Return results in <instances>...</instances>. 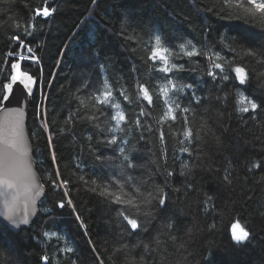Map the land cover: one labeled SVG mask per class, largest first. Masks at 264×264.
Wrapping results in <instances>:
<instances>
[{
  "label": "trees",
  "instance_id": "16d2710c",
  "mask_svg": "<svg viewBox=\"0 0 264 264\" xmlns=\"http://www.w3.org/2000/svg\"><path fill=\"white\" fill-rule=\"evenodd\" d=\"M45 6L55 11L37 16L36 9ZM156 34L177 51L191 41L205 53L174 60L183 70L168 74L193 86L173 95L181 107L191 102L195 109L185 114L187 124L178 111L176 122H157L167 109L157 95L166 84L165 74L157 71L162 65L147 59ZM13 35L21 37L23 47ZM249 48L264 49V23L225 0H0V97L11 82V64L23 56L24 71L38 81L28 131L46 186L31 227L14 231L0 220L7 240L0 246V264H45V255L47 264H129L133 258L140 264L141 257L143 264H264V110L241 116L234 103L241 91L264 104V77L258 75L264 63L244 55ZM210 51L225 58L215 62L224 63L229 81L208 75L220 72L207 58ZM237 66L248 73L245 85L232 78L230 69ZM105 80L127 118L115 132L108 129L115 127L110 116L116 109L92 98L100 95ZM140 84L149 89L152 105L137 98ZM142 108L146 115H140ZM93 116L99 119H89ZM187 128L193 131L191 142L183 136ZM113 135L117 143L109 144ZM184 147L189 152L181 151ZM125 155L135 167L126 166ZM257 162L262 166L253 168ZM229 173L230 185L223 179ZM53 180L68 183L54 186ZM117 180L125 191L139 187L145 196L157 197L139 215L125 212L141 225L135 231L119 215L125 206L99 194L105 187L117 191ZM157 187L167 197L164 206L158 204ZM208 196L213 200L206 204ZM236 219L249 229L250 242L237 245L231 239ZM45 232L63 239H49ZM65 240L72 253L62 251Z\"/></svg>",
  "mask_w": 264,
  "mask_h": 264
},
{
  "label": "snow or ice",
  "instance_id": "6c2138e0",
  "mask_svg": "<svg viewBox=\"0 0 264 264\" xmlns=\"http://www.w3.org/2000/svg\"><path fill=\"white\" fill-rule=\"evenodd\" d=\"M4 3L10 2V0H2ZM45 3H47V0H45ZM93 3H95V0H93ZM225 3L229 7H234L236 9H239L243 13L252 16V17H258V19L264 23V0H225ZM55 11V9H49L47 6L43 7L42 9L37 8L36 9V15L37 16H43V17H49L52 15V13ZM239 18V16L237 17ZM16 27H19L17 24ZM28 35H31V33H27ZM13 41L18 42V46L23 47L24 41L21 39L19 35H13L11 37ZM187 45H191V50H187ZM229 51H235V48L228 46ZM178 51L166 46L162 36L160 34H156L151 41V51L148 56V60H151L153 63L159 61L161 63V67L157 69V71L165 74V80L166 84L160 86L159 93L157 94L162 95L164 97V104L166 105V111L163 113V115L159 118L157 121L158 123H164L166 121H172L176 122L178 119L177 111L180 114V119L184 124H187L188 116L185 115L186 113H194L195 109L191 107V102L188 106L181 107V104L177 102V99H173V95L175 93H183L184 90L191 89L193 86L190 84H183L179 83L178 79L174 80L172 78L168 77L169 73L179 72L183 70L182 64H176L174 60L180 59L182 57H188L191 58L193 56H200L205 55L204 52L198 50L195 45H192L191 41H188L187 44L181 43L177 46ZM29 52L32 51V49L29 47L27 49ZM244 55L247 56H253V57H260L261 59L258 60V63H264V49H245L243 50ZM13 52H9L8 56H12ZM208 60L212 64V68L219 69V74L213 72L212 70L208 71V75L211 76L214 80L217 78V75H219V79L221 81H229L230 75L229 71H226L224 63H217L215 61L221 60L224 61L225 58L221 56L219 52H209L207 54ZM20 60H23L24 57L20 56ZM225 63H230L225 61ZM11 69H14L15 72L10 76V81L8 83H5L3 85L4 89V95L0 97V101H8L10 94L13 93V85L19 81L21 84H23V87L28 90V93L31 94L32 92V83L33 78L28 75L27 73L20 71V64L19 63H12ZM230 71H233L235 73V76L232 77L235 80H238L241 85H245L248 82V73L246 72L244 67L237 66L235 68H231ZM260 77H264V72L258 73ZM139 91L137 93V98H142L143 100H146L149 105H152L153 103V96L150 94V91L147 87H145L143 84L138 85ZM120 95L123 96V99L125 101H129L130 97L126 94V90H122L120 92ZM97 101L98 104L104 105L106 108H114L116 109L115 114L110 116V119L115 121V127L109 128V132H115L121 129L122 124L127 123V118L125 114V110L123 109L122 105L118 102H113V89L111 84L107 80L103 82V87L100 90V95L92 97ZM193 98H195V95L193 94ZM220 99V97H218ZM224 100L228 99V95L226 94L223 97ZM195 102L199 104V98H195ZM80 103L83 105L85 102L83 100L80 101ZM234 103L236 105L235 111L240 113L241 116L243 114L247 113H256L258 110H264V104L258 103L255 99L249 98V96L245 95L241 91H237L236 97L234 100ZM101 111V114H103V109H99ZM147 113L142 108L140 115H146ZM22 113H18V118L22 117ZM251 119H255L256 117L253 115L250 117ZM89 119H99V117L93 116ZM137 126H140V121L137 120L136 122ZM47 127V125H44ZM18 123L16 127L12 128V136L13 139L8 140L4 136V130L3 127L0 126V145H3V147H0V196L5 198V206L9 208V213L11 212V204H14L18 197V189L21 186H24L27 193H31L33 189H35L34 196L32 197V203L35 205V198L39 197L41 195L40 188L41 185L36 182L35 174L31 170V164L26 159L27 157V149L23 146V135L21 131L17 130ZM184 139L191 142L193 138V131L191 128H187L183 131ZM199 139V136L196 137ZM160 139L163 141L164 134L161 132ZM217 141L219 142V138H217ZM49 142H51V137H49ZM109 144H116L117 143V137L112 136L110 140H108ZM183 152H189V149L187 147H184L181 149ZM120 152L123 154L124 149L120 148ZM53 160H55V155L53 154ZM124 161H127V167L132 168L135 167V165L131 162L130 157L125 155L123 157ZM262 165L260 162L254 163L252 165L253 168H260ZM185 168L188 167V165H184ZM251 170V169H250ZM56 175L59 176V172H56ZM171 175V173H169ZM51 179V177H49ZM83 180V177L80 178ZM132 178L129 177V180ZM224 181H226L229 185L232 183V179L230 178V173L225 175L223 177ZM262 180H264V177H261ZM54 186H66L67 181H61L59 184H57V181H52ZM87 183V182H85ZM93 184L96 183L95 180L92 181ZM116 186L118 188L117 191H113L108 187H105L104 191L100 192L99 194L102 196H106L112 199L114 203L124 205V209L119 212V215L123 218L124 221L127 222V225L131 226L132 230H137L141 227L140 224H138L137 219L130 218L129 215H126L125 212L129 211L130 209L134 211L136 215L141 214V208L145 205H151L153 200L157 199V197L153 196V193L149 192L145 196L144 193L140 191L139 187L135 188V193L125 191V185L121 183L119 180L116 182ZM92 191H96L95 188L91 189ZM156 192L159 194L158 198V204L160 206H164L166 204V195L163 194V189L157 187ZM138 194V195H137ZM67 195V193H65ZM213 200L212 196H208L206 200V204L210 203ZM67 203L69 205L72 204L71 200H68ZM65 205L63 202L59 204V207L63 208ZM144 215H151L150 212H144ZM264 215V213H262ZM8 220L11 222L12 225L19 227L20 224H28V211H27V204L24 205V212L22 216H14L12 214H7ZM169 229L173 227L171 223L167 225ZM210 228H215V224L210 225ZM45 237L51 239L55 237L56 239H63V237L59 236L57 233H44ZM251 233L249 229L246 227V225L242 224L239 219H236L231 224V239L237 244V245H243L245 243L250 242ZM170 240L173 242L176 241V237L170 236ZM7 240L5 239L2 232H0V246L3 244H6ZM157 245H160V241H156ZM66 247L62 249V251L67 253H72L74 249L68 244V241L65 240ZM126 247V246H124ZM184 245L180 244L179 248H183ZM148 245H145V249L147 250ZM123 248H117L115 251L119 252L122 251ZM179 250V249H178ZM45 261V264H47L49 257L45 255L42 258ZM75 264V262H73ZM129 264H137L135 259H131L129 261ZM140 264H143V257H141Z\"/></svg>",
  "mask_w": 264,
  "mask_h": 264
},
{
  "label": "water",
  "instance_id": "95a60500",
  "mask_svg": "<svg viewBox=\"0 0 264 264\" xmlns=\"http://www.w3.org/2000/svg\"><path fill=\"white\" fill-rule=\"evenodd\" d=\"M16 63L20 64V71L27 73L33 78L32 92L28 93V90L23 87L19 81L13 85V93L10 94L8 101H3L0 108V126L3 127L4 136L6 139H13L12 128L17 126L18 131L22 132L23 135V146L27 149L26 159L31 164V170L35 174L36 182L42 187L40 188L41 195L35 198V205L32 203V197L34 196L35 189L31 193H27L24 186H21L18 191V199L14 204H11V212L9 213V208L5 206V198L0 196V220L7 225L10 229L14 231H19L22 227H31L37 219L39 213V204L46 193V186L44 185L42 178L40 177L35 160L33 157V145L29 136L28 131V120L31 111V106L33 102V97L38 88L37 79L30 73L24 71L23 60H19ZM15 70L13 69V74ZM18 113H22V117L18 118ZM3 147V145H0ZM27 204L28 211V224H20L16 227L11 224L7 218V214H12L14 216H22L24 212V205Z\"/></svg>",
  "mask_w": 264,
  "mask_h": 264
},
{
  "label": "bare ground",
  "instance_id": "6f19581e",
  "mask_svg": "<svg viewBox=\"0 0 264 264\" xmlns=\"http://www.w3.org/2000/svg\"><path fill=\"white\" fill-rule=\"evenodd\" d=\"M33 157H34V155H33ZM41 202V201H40ZM39 215V214H38Z\"/></svg>",
  "mask_w": 264,
  "mask_h": 264
},
{
  "label": "rangeland",
  "instance_id": "374dc122",
  "mask_svg": "<svg viewBox=\"0 0 264 264\" xmlns=\"http://www.w3.org/2000/svg\"><path fill=\"white\" fill-rule=\"evenodd\" d=\"M1 108V107H0Z\"/></svg>",
  "mask_w": 264,
  "mask_h": 264
}]
</instances>
